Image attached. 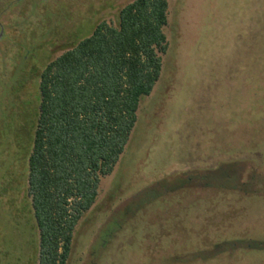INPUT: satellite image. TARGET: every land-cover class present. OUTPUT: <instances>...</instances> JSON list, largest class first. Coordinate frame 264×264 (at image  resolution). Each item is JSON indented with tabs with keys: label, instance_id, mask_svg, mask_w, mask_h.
I'll list each match as a JSON object with an SVG mask.
<instances>
[{
	"label": "rangeland",
	"instance_id": "1",
	"mask_svg": "<svg viewBox=\"0 0 264 264\" xmlns=\"http://www.w3.org/2000/svg\"><path fill=\"white\" fill-rule=\"evenodd\" d=\"M132 1L0 0V264H37L26 187L40 72ZM167 2L159 80L66 264H264V192L231 189L264 176L249 145L264 152L249 112L264 87L249 72V0Z\"/></svg>",
	"mask_w": 264,
	"mask_h": 264
},
{
	"label": "trees",
	"instance_id": "2",
	"mask_svg": "<svg viewBox=\"0 0 264 264\" xmlns=\"http://www.w3.org/2000/svg\"><path fill=\"white\" fill-rule=\"evenodd\" d=\"M167 16V0H133L119 11L116 26L97 24L40 72L26 187L38 234L37 264L67 263L77 223L123 154L141 99L159 80L168 50ZM254 71L264 73V0H249V72ZM249 112L259 120L253 133L262 132L264 87L249 94ZM249 145L264 159L261 143ZM250 178L254 183L231 189L249 186L243 191L263 195L264 176Z\"/></svg>",
	"mask_w": 264,
	"mask_h": 264
}]
</instances>
